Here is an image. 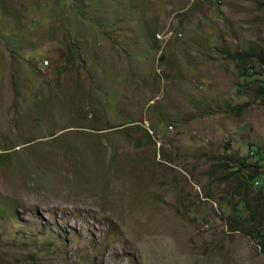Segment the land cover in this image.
<instances>
[{"label": "rangeland", "instance_id": "374dc122", "mask_svg": "<svg viewBox=\"0 0 264 264\" xmlns=\"http://www.w3.org/2000/svg\"><path fill=\"white\" fill-rule=\"evenodd\" d=\"M262 82L264 0H0V264H264Z\"/></svg>", "mask_w": 264, "mask_h": 264}, {"label": "trees", "instance_id": "16d2710c", "mask_svg": "<svg viewBox=\"0 0 264 264\" xmlns=\"http://www.w3.org/2000/svg\"><path fill=\"white\" fill-rule=\"evenodd\" d=\"M247 56H249V55H247L246 53H242L241 55H238L237 57H235L237 59L238 63L241 64V67L237 68L239 74H241V75L248 74V73L252 72V70H253V67L248 64L249 59L247 58ZM258 87L260 89L264 90V82H262V84H258ZM247 156H249L252 160H255L254 162L258 163L260 165H261V163L259 161L260 160L264 161V157H260V155L258 153H255V152H252L251 155H247ZM261 167L264 169V163L261 165ZM250 170H249V172H250L249 178L252 180H256L257 183H261V189H264V172L259 173V172H256L255 170H252V171H250ZM234 229H238V228H234ZM245 232H247V231H245ZM257 237L259 238L257 243L259 244L260 248L264 251V234L258 233Z\"/></svg>", "mask_w": 264, "mask_h": 264}, {"label": "built area", "instance_id": "2783aa9c", "mask_svg": "<svg viewBox=\"0 0 264 264\" xmlns=\"http://www.w3.org/2000/svg\"><path fill=\"white\" fill-rule=\"evenodd\" d=\"M46 62V61H45Z\"/></svg>", "mask_w": 264, "mask_h": 264}]
</instances>
